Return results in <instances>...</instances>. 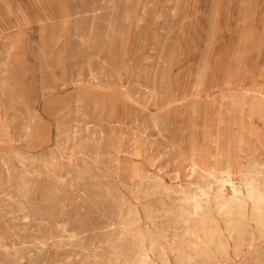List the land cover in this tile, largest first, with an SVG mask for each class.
<instances>
[{"label":"rangeland","instance_id":"obj_1","mask_svg":"<svg viewBox=\"0 0 264 264\" xmlns=\"http://www.w3.org/2000/svg\"><path fill=\"white\" fill-rule=\"evenodd\" d=\"M247 89L264 91V0H0L2 237L17 242L11 248L52 238L49 264H122L134 254L126 250L137 242L133 233L147 231L148 211L166 215L161 227L168 228V241L176 233L178 243L187 241L179 200L166 196L167 211H159L162 188L151 178L130 172L128 185L139 189L133 193L101 160L125 159L116 145L138 133L143 173L186 184L200 180L187 176L191 150L198 158L202 149L210 155L216 135L233 132L243 134L253 152L236 147L235 169L250 165L263 149L264 120L252 117L255 136L225 119L228 92L244 101ZM61 159L76 165L64 168ZM123 197L138 206L142 223ZM143 204L152 209L144 211ZM52 225L85 232L52 237ZM150 229L149 240L165 245ZM116 241L124 254L112 250ZM257 245L235 264H264V237ZM4 251L0 246V264H9ZM147 254L163 264L159 249ZM170 262L177 263L172 253Z\"/></svg>","mask_w":264,"mask_h":264},{"label":"bare ground","instance_id":"obj_2","mask_svg":"<svg viewBox=\"0 0 264 264\" xmlns=\"http://www.w3.org/2000/svg\"><path fill=\"white\" fill-rule=\"evenodd\" d=\"M253 91L256 92V90H248L244 92L243 95L247 97V100L244 101L242 99H238V97L234 95L236 93L235 91L228 92L229 94H227L226 102L228 104V107L225 108V112L227 113L228 118H226L225 116V119L231 121L232 123L238 124L241 128H245L250 133L257 136L260 132L257 131V129L254 128V126L251 124V119L253 116H258L260 119L264 120V91H258V94L253 93ZM246 111L249 113V116L246 115ZM225 119L221 118L220 120L224 122ZM57 128L58 133L62 135L65 130L61 121L58 123ZM222 136H226L223 144L221 143ZM246 144L247 142L243 134L237 135L233 132L226 134H224V132L218 133L216 135V151L214 153L206 155L203 149L201 151L198 150V153L199 151L201 152V155L198 158L195 152V148H193L191 150L192 153L189 159H187L189 164L187 168V176L199 174L200 180H188L186 184H170L160 173H143L144 165L142 160H139L138 158L142 155L144 148L138 133H133L124 140H120L116 145L115 150L118 153H123L125 159H122L118 154H112L110 157L105 156V158H103L101 161H105L108 168L109 166H111V168L117 172L118 182L130 188L133 193L138 192L139 189L138 183H133L135 187H131V185H128L127 179L130 178V172H135L143 176L146 175L151 178V182L154 187L162 188L160 190V194H163L161 200L163 206L158 209L159 211H167V206L169 205V203L165 199L166 196L168 199L179 200V209L182 214L181 217L182 219H184L183 222L187 224L186 227L183 226L182 230L184 234L189 237L187 241L178 243V241L176 240V236H178V233H176L174 240L168 241V228L161 227L167 219L165 217L166 215L149 214L147 210L152 209V206L143 204L144 211H147V231H145L144 228H138V230L133 233L136 237L135 239H137V242H130V245L127 244L128 247H126V250H133L134 254L132 255L131 259H128L127 262L123 261L122 264H156V261L152 260L151 256H148L147 254L148 251L150 252L155 249L160 250V258L163 264H171L170 253H172L176 258V264H193V262H195V264H235L237 262V259L243 258V253H246V251H256L258 249V241H261V239L264 237V137L262 141L263 149L259 153L260 157H254L250 165H247L245 167L241 166L239 170H236L234 167L233 159V152L234 150H236V147L237 149L239 148L241 150L246 149L247 153H253L251 150L252 147H250L251 145L246 147ZM79 146L84 148L86 147L83 142ZM54 152L58 155H62V153L60 152ZM130 160L132 161V163H130L128 167V172L123 173L121 171L122 166ZM60 162L62 167L64 168H69L70 165H76L70 162L67 163L62 159ZM236 175L239 176L237 177ZM139 199L140 198L138 197L137 200ZM35 202L36 197H33L32 203L34 204ZM124 202L128 204L129 210L135 214L134 219H136L138 224L142 223L144 220L140 214L138 206L123 197V203ZM157 217H161L164 220L157 221L155 219ZM254 221L256 225L253 224ZM151 227H154L156 229L159 238L165 239V245H163L160 241L159 243L158 240H156L158 239V237L156 239L152 238L149 240L150 237L148 236V234H150V232H154L152 231L154 229H150ZM67 231L70 232V236L72 237L81 235L85 232L84 230H80L79 233L77 232L75 234L66 225L62 227H55L54 225H52L49 229V234L53 237L59 236L60 233H65ZM95 236L96 235H94V238ZM1 237L2 231L0 230V246L5 247L4 252H6L7 254L6 257L9 264L15 263L16 261H18V259L21 264H49L50 259L46 256V254L48 253L47 245L48 240H53L52 238H48L46 239V241L43 239H37L35 241L34 247L32 245H27L25 244L26 242H24V244L26 245L25 247H23V244L22 247L11 248V246L17 244V242H13V240L11 241L12 243H8L6 240H4V236L2 238ZM118 238L121 239L122 237ZM81 240L83 241L81 242V245H83V249H87L90 244H86L84 242L86 240H84L83 238ZM148 241L150 245H148ZM58 244L59 243L57 242V245ZM124 247V244H118L117 242L113 243L111 248L115 252H117V250H121V252L123 251L124 254ZM23 248H26L27 251L21 252L20 249ZM12 249H14V252H12ZM143 256L149 257V261L147 263L142 260Z\"/></svg>","mask_w":264,"mask_h":264}]
</instances>
